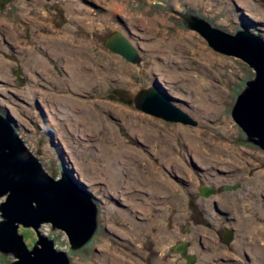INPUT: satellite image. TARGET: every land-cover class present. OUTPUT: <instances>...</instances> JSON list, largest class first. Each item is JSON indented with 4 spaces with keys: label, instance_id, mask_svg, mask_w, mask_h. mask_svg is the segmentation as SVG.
<instances>
[{
    "label": "rangeland",
    "instance_id": "374dc122",
    "mask_svg": "<svg viewBox=\"0 0 264 264\" xmlns=\"http://www.w3.org/2000/svg\"><path fill=\"white\" fill-rule=\"evenodd\" d=\"M185 9L226 31L244 27L264 39V0L0 4V111L50 174L67 171L97 205L98 228L79 249L70 248L64 230L39 226L71 264H120L114 257L122 264H189L173 250L179 241L189 242L195 264H264V186L257 178L264 150L243 141L230 112L254 71L184 26L177 13ZM114 30L138 45L139 63L103 45ZM202 78L213 85L204 88ZM149 84L194 123L136 108L133 95ZM203 95L214 103L200 101ZM71 110L87 111V121ZM202 185L215 190L202 195ZM19 231L29 247L39 238L31 225ZM15 259L0 250V264Z\"/></svg>",
    "mask_w": 264,
    "mask_h": 264
},
{
    "label": "water",
    "instance_id": "95a60500",
    "mask_svg": "<svg viewBox=\"0 0 264 264\" xmlns=\"http://www.w3.org/2000/svg\"><path fill=\"white\" fill-rule=\"evenodd\" d=\"M177 14L184 26L198 31L213 49L239 57L253 68L254 75L245 80L230 112L245 134L243 141L264 150L263 37L244 27L226 31L190 9ZM103 45L128 61H141L138 48L119 30L108 34ZM132 102L136 108L154 116L194 123L186 111L153 84L139 88ZM60 171V177L50 174L21 137L12 119L0 111V195L6 194L0 203V250L16 257L12 264H71L67 251L57 248L53 238L39 231L42 222H50L51 229L64 230L72 250L84 246L96 232L95 201L67 171ZM230 187L224 185V188ZM214 190L202 185L200 194L208 195ZM21 224L31 225L37 231L39 238L32 247L19 231ZM225 234L226 240L231 238V230H225ZM188 243L179 241L173 250L182 254L189 264H195L197 256L188 252Z\"/></svg>",
    "mask_w": 264,
    "mask_h": 264
},
{
    "label": "bare ground",
    "instance_id": "6f19581e",
    "mask_svg": "<svg viewBox=\"0 0 264 264\" xmlns=\"http://www.w3.org/2000/svg\"><path fill=\"white\" fill-rule=\"evenodd\" d=\"M10 1V0H9ZM8 1V2H9ZM239 1H242V3H244V2H246L247 0H239ZM7 2V3H8ZM118 4V3H117ZM116 6H118V7H120V5H116ZM248 7L249 8H251V6H249L248 5ZM250 10V9H249ZM250 14V13H249ZM251 15V14H250ZM130 40V42L134 45V46H138V45H136V44H134V42L131 40V39H129ZM138 44V43H137ZM140 52V51H139ZM3 60H0V62H2ZM68 66H70V64L68 65ZM68 68V67H67ZM159 68V67H158ZM74 71L76 70V68H75V66L72 68ZM71 70V69H70ZM169 71V70H168ZM81 74H83V72H81ZM166 74V73H165ZM89 76H90V74H86L85 73V77H84V82L85 83H87V80H88V82L90 81V79H89ZM167 78V77H166ZM169 79V78H168ZM202 79H204L205 80V78H202ZM172 80V79H171ZM200 79H198L197 81H196V85L197 84H199L200 83ZM205 82H206V80H205ZM90 83V82H89ZM74 85V84H73ZM209 85H213L210 81L209 82H206L203 86H205L204 88H207ZM215 89V91H214V94L215 95H219L220 93H221V88H217V90H216V87L214 88ZM52 97V96H51ZM206 96L205 95H203V98L202 99H200V101H205V99H208L209 101H213L212 103H214V100H212L211 98H210V96L209 97H207V98H205ZM51 99V98H50ZM203 101V102H204ZM68 103H69V101H68ZM211 102H209L208 104H210ZM211 103V104H212ZM57 104V106H59V107H57V108H59V109H61L62 108V105H61V102L60 103H56ZM73 104V103H72ZM51 106H53V105H51ZM205 106L207 107V104H205ZM55 108H56V106H54ZM71 107V106H70ZM69 107V108H70ZM89 107V105L88 104H86V102H83L82 101V109L83 108H86V110H87V108ZM91 107V106H90ZM77 108V107H76ZM64 109V108H63ZM67 109V108H66ZM81 109V108H80ZM116 110H119V108H118V106H116ZM56 111V110H55ZM71 111H73V112H75V110H71ZM87 111H82V113H81V110H80V114H79V111H76L75 112V115H76V118L77 119H79V118H81L82 120H85V121H87V119H86V115L87 114H85ZM119 112V111H118ZM214 112V111H213ZM57 113V112H56ZM97 113V112H96ZM64 114V113H63ZM92 114V113H91ZM58 115H59V113H58ZM81 116V117H80ZM60 117V116H59ZM94 117H96V116H94ZM98 120V119H97ZM97 120H96V122H97ZM89 123V122H88ZM67 124H68V122H67ZM69 124L71 125V122H70V120H69ZM69 124H68V127H69ZM72 128H73V126H72ZM69 129H70V127H69ZM80 139H81V137L80 136H78ZM190 146H192V145H190ZM92 163L91 164H93V165H96L95 164V162H94V160H92L91 161ZM258 174H257V178H258V180H259V182L260 183H262V185L264 186V172H257ZM239 199H240V197H239ZM251 226L253 225V222L251 221ZM249 224V225H250ZM261 246H262V244H261ZM187 247H188V245H187ZM182 255V254H181ZM183 256V255H182ZM211 255L210 254H208V257H210ZM183 259L184 260H186L184 257H183ZM112 260L114 261V262H118V263H120V264H122V262L120 261V260H118L117 258H115L114 257V259L112 258ZM187 261V260H186Z\"/></svg>",
    "mask_w": 264,
    "mask_h": 264
},
{
    "label": "flooded vegetation",
    "instance_id": "af4514ba",
    "mask_svg": "<svg viewBox=\"0 0 264 264\" xmlns=\"http://www.w3.org/2000/svg\"><path fill=\"white\" fill-rule=\"evenodd\" d=\"M10 1H11V0H10ZM10 1H9V2H10ZM0 4H4V3L0 1ZM215 205H216V203H215ZM223 234H224V233H223ZM185 261H186V260H185ZM186 262H188V261H186Z\"/></svg>",
    "mask_w": 264,
    "mask_h": 264
}]
</instances>
